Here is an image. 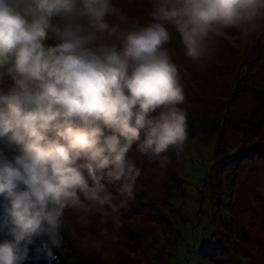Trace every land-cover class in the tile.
Here are the masks:
<instances>
[{
    "label": "clouds",
    "instance_id": "clouds-1",
    "mask_svg": "<svg viewBox=\"0 0 264 264\" xmlns=\"http://www.w3.org/2000/svg\"><path fill=\"white\" fill-rule=\"evenodd\" d=\"M260 29L264 0H150L142 22L120 0H0V264H60L71 233L106 254L141 176L133 145L163 167L189 137L173 31L199 61Z\"/></svg>",
    "mask_w": 264,
    "mask_h": 264
},
{
    "label": "rangeland",
    "instance_id": "rangeland-1",
    "mask_svg": "<svg viewBox=\"0 0 264 264\" xmlns=\"http://www.w3.org/2000/svg\"><path fill=\"white\" fill-rule=\"evenodd\" d=\"M120 3L147 18L150 0ZM173 36L188 140L163 167L133 145L141 176L120 232L103 255L85 254V237L71 233L65 264H264V29L223 33L199 61Z\"/></svg>",
    "mask_w": 264,
    "mask_h": 264
},
{
    "label": "water",
    "instance_id": "water-1",
    "mask_svg": "<svg viewBox=\"0 0 264 264\" xmlns=\"http://www.w3.org/2000/svg\"><path fill=\"white\" fill-rule=\"evenodd\" d=\"M0 238H2V235H0ZM30 249H31V251H30L29 255H30V257H31V256L34 255L35 245H30ZM24 264H47V261L44 260V259H41V260H39V261L37 262V261H35L34 259H30V260L25 261ZM53 264H56V262L53 261ZM60 264H65V263L61 260V258H60Z\"/></svg>",
    "mask_w": 264,
    "mask_h": 264
}]
</instances>
